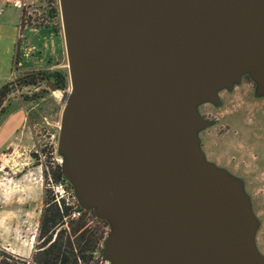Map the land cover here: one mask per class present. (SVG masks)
I'll list each match as a JSON object with an SVG mask.
<instances>
[{
	"label": "water",
	"instance_id": "water-1",
	"mask_svg": "<svg viewBox=\"0 0 264 264\" xmlns=\"http://www.w3.org/2000/svg\"><path fill=\"white\" fill-rule=\"evenodd\" d=\"M71 92L58 151L112 264H264L242 180L207 162L199 107L249 75L264 97V0H58Z\"/></svg>",
	"mask_w": 264,
	"mask_h": 264
},
{
	"label": "rangeland",
	"instance_id": "rangeland-1",
	"mask_svg": "<svg viewBox=\"0 0 264 264\" xmlns=\"http://www.w3.org/2000/svg\"><path fill=\"white\" fill-rule=\"evenodd\" d=\"M55 6L53 0H22L15 81L28 75L56 71H67L69 79L67 56L60 50L62 42L65 45L60 8L55 17L50 14ZM256 89L253 79L245 75L233 91L223 90L231 93L222 96L223 91L219 92L220 106L204 104L213 105L205 118L200 112L204 106L201 105L200 116L211 124L202 131L208 130L210 136L205 149L202 132L199 138L208 163L243 181L259 223L256 244L264 256V97L257 98ZM64 90L70 93L69 81ZM61 99L62 94L52 92L47 81L35 86H18L4 103L8 114L0 119V252L12 255L23 264L35 260L43 241L40 224L45 194L53 198L47 185L51 179L60 182L53 173L57 166L62 170L64 163L58 151L64 110ZM2 153L10 160L8 164ZM25 180L32 183V194L23 195ZM61 181L73 190L74 202L83 210V215L79 221L56 231L52 243L62 228L70 231L71 225L75 227L85 222L100 238L90 260L112 264L104 255L112 234L110 224L99 219L95 210L83 209L67 179L64 177ZM79 264L91 263L81 261Z\"/></svg>",
	"mask_w": 264,
	"mask_h": 264
},
{
	"label": "trees",
	"instance_id": "trees-1",
	"mask_svg": "<svg viewBox=\"0 0 264 264\" xmlns=\"http://www.w3.org/2000/svg\"><path fill=\"white\" fill-rule=\"evenodd\" d=\"M53 2L56 6L51 9L50 14L55 17L59 14V5L57 4L58 0H53ZM40 81H51L54 85L66 89L69 81L68 73L67 71H56L51 74L28 75L4 86L0 90V119L8 114L4 103L16 87L35 86ZM53 175L57 181L64 179L61 166H57ZM44 204L45 210L41 218L40 238L43 240L41 248H46V250L37 255V264H79L81 261L87 263L91 258L90 254L95 251L100 241L98 234L89 229L85 222H79L75 227L71 225L70 231L62 228L56 241L52 243L56 231L64 226V218L67 212L62 214L61 209L54 204L53 198L48 193L45 194ZM0 264L23 263L18 262L6 252H0Z\"/></svg>",
	"mask_w": 264,
	"mask_h": 264
},
{
	"label": "crops",
	"instance_id": "crops-1",
	"mask_svg": "<svg viewBox=\"0 0 264 264\" xmlns=\"http://www.w3.org/2000/svg\"><path fill=\"white\" fill-rule=\"evenodd\" d=\"M22 0H0V89L15 82L17 73L14 68L17 57L18 36L20 30ZM62 47V48H61ZM61 52L66 55V47L62 42ZM2 156L5 154L2 153ZM2 159L5 164L10 160L7 156ZM23 195L32 194V183L25 180ZM1 188V185H0Z\"/></svg>",
	"mask_w": 264,
	"mask_h": 264
},
{
	"label": "built area",
	"instance_id": "built-area-1",
	"mask_svg": "<svg viewBox=\"0 0 264 264\" xmlns=\"http://www.w3.org/2000/svg\"><path fill=\"white\" fill-rule=\"evenodd\" d=\"M47 190L53 194V201L65 214L64 225L79 221L82 218L83 210L74 202V192L69 185L63 181L51 182L47 185Z\"/></svg>",
	"mask_w": 264,
	"mask_h": 264
},
{
	"label": "flooded vegetation",
	"instance_id": "flooded-vegetation-1",
	"mask_svg": "<svg viewBox=\"0 0 264 264\" xmlns=\"http://www.w3.org/2000/svg\"><path fill=\"white\" fill-rule=\"evenodd\" d=\"M228 93H231V92H228V91H223V92H221L220 93V95H222L223 96V94H228ZM206 106H209V109H205V107ZM213 105H210V104H208V105H204V106H202L201 108H200V112H201V114H202V116H204V118H205V116H207L208 114L207 113H209L210 111H212V109L210 108V107H212ZM207 119V118H206ZM208 130H206V131H204V132H202L201 133V141H202V144H203V146H204V149H205V144H207L209 141H210V136H209V134H208V132H207ZM236 135L237 136H239L240 134H238V132L236 133ZM239 142H240V140H238ZM61 228V227H60ZM62 230V229H61ZM60 230V231H61ZM59 231V232H60ZM42 243H43V241H42ZM46 250V248H39V250L36 252L37 254H36V257H37V255L39 254V253H41V252H44ZM95 259V258H94ZM89 263H91V264H99V260H89L88 261ZM87 262V263H88ZM28 264H37V262H36V258H35V260H31V261H29V263Z\"/></svg>",
	"mask_w": 264,
	"mask_h": 264
},
{
	"label": "bare ground",
	"instance_id": "bare-ground-1",
	"mask_svg": "<svg viewBox=\"0 0 264 264\" xmlns=\"http://www.w3.org/2000/svg\"><path fill=\"white\" fill-rule=\"evenodd\" d=\"M71 92V91H70Z\"/></svg>",
	"mask_w": 264,
	"mask_h": 264
}]
</instances>
